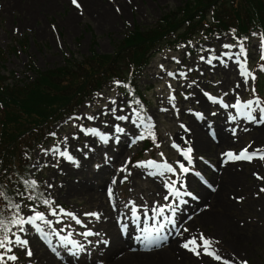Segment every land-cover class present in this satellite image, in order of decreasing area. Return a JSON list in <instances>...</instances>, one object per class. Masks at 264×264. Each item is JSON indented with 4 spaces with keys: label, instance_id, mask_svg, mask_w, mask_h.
<instances>
[{
    "label": "rangeland",
    "instance_id": "rangeland-1",
    "mask_svg": "<svg viewBox=\"0 0 264 264\" xmlns=\"http://www.w3.org/2000/svg\"><path fill=\"white\" fill-rule=\"evenodd\" d=\"M96 1L97 6L108 5L113 16L86 8L81 0H76L79 7L72 0H0L4 73L13 76L15 72L18 78L25 79L32 76L26 71L29 64L47 70L64 65L71 57L81 59L91 50L112 54L116 43L136 26L152 27L186 0ZM196 41L199 39L192 44L162 48L139 78V86L150 103L149 123L161 137V150L140 153L146 148V125L141 123L137 109L128 105L129 96L119 85L105 89L97 102L86 103L76 116L53 128L54 137L42 150L34 152L31 161L32 173H37V181H43L54 203L44 214L51 227L37 221L50 243H42L36 228L26 224L24 232L18 229L15 233L28 241L33 255L29 257L26 249L10 245L13 250L7 255L17 257L15 261L7 260L10 264H223L225 260L229 264H264V179L257 178H264V160L225 162L224 155L238 154L245 148L249 152L264 149V122H259V108L264 107V77L256 74L255 80L245 82L234 55L240 44H233L231 35L206 38L201 43L205 47L202 52ZM243 46L246 67L251 72L255 62L262 59V45L252 37ZM244 59L240 57L241 62ZM256 82L261 100L259 107L253 103L255 110L251 114L255 119L249 120L234 105L252 101ZM196 126L213 143L211 150L197 148ZM93 129L98 134L87 131ZM224 135L228 142L221 148L213 141ZM188 147L192 148L196 167L183 160L180 150ZM61 152H67L73 160L61 156ZM149 158L160 165H171L176 174L164 171L161 175L157 169L151 170L147 166ZM178 162L189 167L192 174L182 177ZM103 170L106 172L101 173ZM183 180L193 197L180 204V208L186 204L183 209L190 211L180 226L152 235L150 232L155 230L148 229L149 225L133 224V205L140 206L142 216L153 207L169 205L175 199L166 185L175 181L177 189ZM165 196L169 199L165 200ZM31 209L24 204L21 215H34ZM61 209L74 214L81 223L60 214ZM53 210L57 215L50 214ZM90 213L98 214L99 219L87 215ZM87 232L93 235L86 236ZM163 235H167V243L143 249L144 241ZM201 235L212 241L211 250L221 261L204 255L203 248L197 255L182 247L193 238L199 244ZM134 245L138 249L131 251Z\"/></svg>",
    "mask_w": 264,
    "mask_h": 264
},
{
    "label": "trees",
    "instance_id": "trees-1",
    "mask_svg": "<svg viewBox=\"0 0 264 264\" xmlns=\"http://www.w3.org/2000/svg\"><path fill=\"white\" fill-rule=\"evenodd\" d=\"M227 35H232L234 42L255 37L264 46V0H186L152 27L136 26L116 43L112 54L91 50L81 59L71 57L64 65L47 70L29 64L26 71L32 76L25 79L15 72L13 76L4 73L5 52L1 51L0 220L7 223L15 214L13 205L20 202L41 211L50 207L45 200L52 204L43 181H37L32 173L31 161L34 152L49 141L55 126L77 114L86 102H96L115 84L131 96L129 105L146 113L150 103L138 82L162 48L199 39L196 43L201 51L206 38ZM21 46L24 48L23 43ZM257 66V73L264 77V59ZM31 181L36 182L34 188L28 187Z\"/></svg>",
    "mask_w": 264,
    "mask_h": 264
},
{
    "label": "snow or ice",
    "instance_id": "snow-or-ice-1",
    "mask_svg": "<svg viewBox=\"0 0 264 264\" xmlns=\"http://www.w3.org/2000/svg\"><path fill=\"white\" fill-rule=\"evenodd\" d=\"M73 4H76L77 7H79V4H77L76 0H72ZM226 48H231V45H225ZM236 57V61L237 63L240 64V68H241V75L245 77V82H247V80L250 78L252 80H255V76L247 70L246 64H247V52L243 46V42L240 43V49L238 53L234 54ZM240 57H244V61L241 62ZM232 58V55H229V59ZM262 59H264V55H262L261 57ZM209 63L211 61H208ZM264 70V69H262ZM169 75H172L171 73ZM239 85H237L238 87ZM253 91H255V89H253ZM209 99H212L213 102H218V103H222V100H217L214 97H209ZM114 103V102H113ZM253 103H255L258 107L260 105V101L259 100H255V101H250L248 103H244L241 104L239 101L237 102L236 105H234V107H236L241 115H244L247 119L249 120H254L255 117L252 116V111H254L255 109H253ZM224 107H228V105H224ZM245 109H247L248 111H244ZM261 116H260V121L259 122H264V107H260L259 108ZM115 111V110H113ZM89 119H92V117H89ZM117 119H126V117H117ZM141 123H143V120H141ZM150 129V125L148 126ZM183 127V125H182ZM83 130V129H82ZM89 133L92 134H98L96 132V130H87ZM118 132H122L123 130L120 128H117ZM150 135H153V139H154V134H152L149 131ZM54 135V134H53ZM140 138H144L143 136H141ZM101 139L105 140V142H107V138L106 137H101ZM159 146V145H157ZM174 147H176V145H173ZM54 151H59V149H54ZM181 151V155L185 158V160H187L188 164L191 165L192 163V148L188 147L187 149L184 150H180ZM61 156L65 157L68 160H73V157L71 155H69L67 152H61L60 153ZM162 155V154H161ZM226 157L225 162L228 161H238V160H247V161H251L254 158H259L261 160H264V149H256L253 152H249L247 148L241 150L240 153H232V152H228L224 154ZM149 167L155 168L157 169L158 173L163 175L164 171L173 173L174 175L175 173V169L167 164L164 163L163 165H157L155 164V162H148ZM178 167L180 169V172L183 174H186L190 171L189 167L185 166L184 163H179L178 162ZM258 179H264L262 177H257ZM174 184L175 181H173L171 184H167L166 186L168 187V191H169V195L172 196H176L178 197L180 195L179 191L176 190L174 188ZM36 186V182L35 181H31L28 183V187L34 188ZM262 192H264V189H261ZM0 195H2V193H0ZM109 195L111 196V191L109 192ZM190 195V194H189ZM32 199H35V197H31ZM169 197L165 196V200H168ZM45 204H48L50 206V202L48 200L44 201ZM14 209H15V214L12 216V218L10 220H8L7 223H5L3 220H0V232H2L3 234L0 235V264H6L7 260H11V261H15L17 259V257L15 255H7L8 253L12 252V247H10V245L15 244L16 246L22 247L24 249H26V255L31 257L33 255L31 249L28 247V241L26 239H22L21 236L17 235L15 232H12V228H18L20 232H24V226L26 224H30L33 227L36 228V230L38 232H43V230L41 229L40 225L37 223V221H40L42 223H47L49 224V227H51V222L46 220L45 215L41 212H38L35 210V208H32L31 211L34 213V215L29 216V217H24L20 214V205L19 204H15L13 205ZM168 208L172 209L171 205H167ZM153 215H152V219L155 220L157 219V217L162 216L165 208L164 207H160V208H156L153 207V209L151 210ZM172 211L174 212L175 209H172ZM132 212L133 215L136 216V212L137 209L135 207V205H133L132 207ZM51 215L55 216L57 215V212L55 210H53L51 213ZM60 214L62 215H67V216H71L72 219L76 220V223H81V221L72 213H67L64 212L63 209L60 210ZM87 215H92L95 216L97 219H99V215L96 213H90ZM145 215L147 216V211L145 212ZM137 219H139V217H137ZM59 222V221H57ZM169 222L171 223L172 221L169 220ZM53 231H55L53 229ZM9 233H11V236H14L15 239L13 240L11 238V236L9 235ZM58 235V233H57ZM86 236H91L93 235V233L91 232H87L85 233ZM44 238H47V236H45ZM64 240H68L67 237L64 238ZM211 245H212V241L206 239L205 237H203V235H201L200 237V243L198 244L196 239L193 238L189 241H187L185 244L182 245V247L188 249L189 251H193L195 254L200 255V248H203V254L204 255H208L213 257L215 260L217 261H221V257L219 255H217L215 253L214 250H211ZM74 247L76 246L75 244L73 245ZM191 246V247H190ZM223 264H229L228 261H223ZM244 264H246V262H244Z\"/></svg>",
    "mask_w": 264,
    "mask_h": 264
},
{
    "label": "bare ground",
    "instance_id": "bare-ground-1",
    "mask_svg": "<svg viewBox=\"0 0 264 264\" xmlns=\"http://www.w3.org/2000/svg\"><path fill=\"white\" fill-rule=\"evenodd\" d=\"M59 0H55V2H58ZM80 1V0H79ZM81 2L83 3L84 7L86 8H91V9H99L101 12H104L108 17H112V12H111V8L108 5H100L97 6V1L96 0H81ZM81 3V4H82ZM202 129V128H201ZM200 129V126H196L195 127V132L194 134H196V146L197 148H199L200 150L203 151H208L212 149V145L213 143L204 135L203 131ZM228 131V129H226ZM225 133V131H224ZM226 134V133H225ZM232 135V134H230ZM214 139V136H213ZM215 140V139H214ZM215 144H217V146L223 148L225 146V144H227L228 142V137L227 135H224L222 137H220V139L216 138L215 141H213ZM106 171L103 170L101 173H105ZM227 176H230L229 173L227 174ZM231 177V176H230ZM229 181L231 180L230 178H228ZM84 189H89V187L84 186ZM72 191V189L70 190V192ZM97 194H94L93 197H96ZM120 240V239H118ZM115 246L118 247L119 243L117 242V239L115 241ZM174 248H176L177 251H179L177 246H173ZM138 247L137 246H133L132 248H130L131 251L137 250ZM144 249V248H143ZM145 256H148V254H143ZM46 258H48L47 256H45ZM44 258V257H43Z\"/></svg>",
    "mask_w": 264,
    "mask_h": 264
}]
</instances>
